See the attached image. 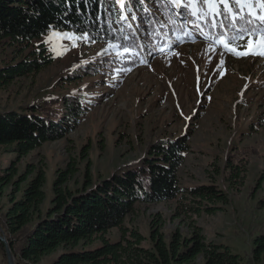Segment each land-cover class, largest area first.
<instances>
[{
  "label": "rangeland",
  "instance_id": "1",
  "mask_svg": "<svg viewBox=\"0 0 264 264\" xmlns=\"http://www.w3.org/2000/svg\"><path fill=\"white\" fill-rule=\"evenodd\" d=\"M187 2L191 10L197 6L193 0ZM171 5L175 6L173 0L165 1L168 12ZM152 6L147 5V10L155 9L165 29L159 31L160 37L148 41L144 32L128 21L140 51L125 47L136 55H125L109 42L77 39L82 35L62 29H52L27 45L0 42V66L31 56L40 43L51 56L49 64L0 89V112L41 106L56 99L58 103L52 107L62 113L68 95L80 96L85 106L75 129L60 139L47 141L23 156L0 146V169L11 161L18 173L25 172L28 164L34 172L43 169L45 205H49L59 169L73 168L67 187L75 190L83 186L86 175L93 184L141 162L158 141L181 139L187 146L177 171L181 192L167 201L135 203L134 211L122 222L126 235L137 230L146 238L142 244L148 246L152 221L158 218L167 239L176 230L188 235L196 228L206 242L225 244L240 254L244 264H262L264 258L254 256L253 240L264 230V208L259 206L264 197V180L259 183L264 165V56L237 58L224 53L218 45L225 35L214 37L204 22L200 28L192 27L197 23L193 13L203 17L207 10L191 11L185 21L181 7L175 6L177 19L183 20L181 28H175L162 17L157 5ZM65 32L75 35L63 39L59 33ZM250 34L245 32V36ZM259 36L257 33L255 39ZM240 43L244 47L239 50H246V39L233 40V45ZM106 48L110 50L105 52ZM115 56L121 60L136 56L138 61L120 69L107 66L109 58ZM230 157L246 164L244 183L238 190L226 180L225 162ZM206 184L214 185L227 199L211 201L189 193L191 187ZM11 191L10 186L0 191V218ZM192 206L200 207L199 211ZM106 237L119 239V228L109 229ZM59 252L42 257L38 263L22 264H51ZM193 264H203L202 255Z\"/></svg>",
  "mask_w": 264,
  "mask_h": 264
},
{
  "label": "trees",
  "instance_id": "2",
  "mask_svg": "<svg viewBox=\"0 0 264 264\" xmlns=\"http://www.w3.org/2000/svg\"><path fill=\"white\" fill-rule=\"evenodd\" d=\"M165 1L144 0V3H140V0H131L128 5L137 17L132 22L144 32L148 41L160 37L164 25L160 24L162 20L155 9L147 10V5H157L156 9L161 11L164 19L173 23L175 28H181L180 21L183 20L177 19L178 10L171 5L168 12ZM183 1L188 4L187 0ZM194 2L207 8L203 0ZM230 6L234 11H239V5L230 3ZM112 7L111 14L103 12L102 19L97 20L96 16L101 14L100 0H0V42L27 45L52 29H62L80 35L87 31L94 41L111 44L124 43L123 38L130 36L132 42L125 45L139 52L140 44L134 30L127 26L128 21L120 20L124 14L120 5L113 0ZM219 7L223 10L222 5ZM180 11L182 19H190L186 14V5ZM221 21L224 24L230 22L229 19L218 18L217 27L212 28L211 22L206 19L208 24L205 29L216 38L221 34L231 35L219 28ZM245 24L244 20L237 21L242 29ZM121 28L123 31H119ZM133 61H138L136 56L124 60L115 56L105 64L120 69L128 67ZM50 62L49 52L40 43L38 50L31 51V56L0 66V89L17 77L37 71ZM64 100L65 112L62 113L52 107L58 103L56 99L41 106L33 104L23 110L1 111L0 146H7L9 152L23 156L43 143L60 139L73 131L85 112V106L77 95H68ZM186 149L181 139L160 140L150 147L141 162L93 184L86 175L83 186L75 190L67 187L73 168L59 169L52 182L49 205H45V171L38 169L34 172V167L28 164L25 172L18 173L15 163L11 161L0 169V191L7 186L12 188L0 224L16 264L38 263L42 257L55 254L57 250L60 252L51 264H193L199 255L203 257V264H244L240 254L225 244L206 242L196 228L190 230L188 235L176 230L167 239L160 230L158 218L152 221L148 246L142 244L146 238L137 230H129L126 235L122 222L134 211L135 203L167 201L181 192L177 171L184 161ZM232 159L230 157L225 162L228 171L226 180L238 190L244 183L246 164ZM259 179V183L264 180V165ZM189 193L211 201L227 199L226 194L212 184L191 187ZM259 206L264 208V197L259 200ZM191 209L199 211L200 207L192 206ZM113 227L120 230V238L114 241L106 237ZM98 240L100 243L91 247ZM253 244L254 256L257 259L262 256V260L264 230L255 236ZM0 264H8L1 240Z\"/></svg>",
  "mask_w": 264,
  "mask_h": 264
},
{
  "label": "snow or ice",
  "instance_id": "3",
  "mask_svg": "<svg viewBox=\"0 0 264 264\" xmlns=\"http://www.w3.org/2000/svg\"><path fill=\"white\" fill-rule=\"evenodd\" d=\"M81 2H83V0H81ZM114 2L120 5V10L124 12V14L120 16L121 21H134L137 19L136 15L132 14L131 9L128 7V5L131 4V0H114ZM173 2L177 9L183 6L182 0H173ZM140 3H144V0H140ZM203 3L207 5V13H205L203 17H201L199 12L193 13V16L197 19V23L193 24L192 27L200 28L204 19H210V26L216 28L218 18L229 19L230 22L228 24H224L222 21L219 24V28L223 30L224 33H231V35H225L224 39L219 42L218 46L223 48L224 53L233 55L237 58L249 55L264 56V15L259 14L260 11H264V0H254V3L253 0H203ZM230 3L239 5V11H234ZM254 4L258 6V9ZM100 5L101 14L96 16L97 20L102 19L103 12L111 14L113 11V0H100ZM220 5L223 6V10L219 7ZM245 9H247V11H245ZM208 13H210V17ZM238 20H244L251 28H240L237 25ZM127 26L131 28L132 24L128 23ZM49 28L51 29L52 26L49 25ZM119 31H123V29L121 28ZM248 31H250L251 34L245 36V32ZM257 33H260L259 40L255 39ZM59 35L63 39H71L75 34L65 32L59 33ZM77 39L94 42L93 37L87 31H84L83 35L77 37ZM235 39H240L241 41L246 39L247 49L244 51L239 50L244 47V44L240 43L233 45V40ZM123 41L124 43L116 44L115 47L117 49H123L125 55H136V52H131L125 47V43H131L132 38L130 36H125ZM257 49L260 50L257 51ZM109 50V48L104 49L105 52ZM143 63H147V57H145ZM221 63H223V61H221Z\"/></svg>",
  "mask_w": 264,
  "mask_h": 264
},
{
  "label": "water",
  "instance_id": "4",
  "mask_svg": "<svg viewBox=\"0 0 264 264\" xmlns=\"http://www.w3.org/2000/svg\"><path fill=\"white\" fill-rule=\"evenodd\" d=\"M0 240L4 244V248H5V253H6V256H7L8 264H16L15 259H14V256H13L11 250H10L8 241L6 239L5 233H4L1 225H0Z\"/></svg>",
  "mask_w": 264,
  "mask_h": 264
}]
</instances>
